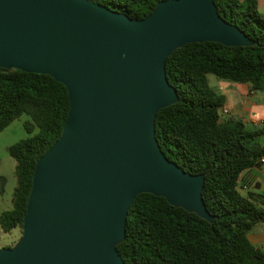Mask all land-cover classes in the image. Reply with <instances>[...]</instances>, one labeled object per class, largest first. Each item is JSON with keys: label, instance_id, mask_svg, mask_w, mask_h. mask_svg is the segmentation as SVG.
Masks as SVG:
<instances>
[{"label": "water", "instance_id": "1", "mask_svg": "<svg viewBox=\"0 0 264 264\" xmlns=\"http://www.w3.org/2000/svg\"><path fill=\"white\" fill-rule=\"evenodd\" d=\"M205 41L253 44L214 0H160L141 19L93 0H0V67L47 74L69 100L0 264H124L117 246L140 193L212 222L204 175L169 160L155 135L158 110L178 101L167 57Z\"/></svg>", "mask_w": 264, "mask_h": 264}, {"label": "trees", "instance_id": "2", "mask_svg": "<svg viewBox=\"0 0 264 264\" xmlns=\"http://www.w3.org/2000/svg\"><path fill=\"white\" fill-rule=\"evenodd\" d=\"M141 19L160 0H93ZM217 12L236 25L253 44L225 46L193 42L166 59L168 82L178 101L158 110L155 135L164 155L191 174H203L202 198L212 222L140 193L127 214L125 238L117 246L124 264H264V246L248 240L264 222L263 195H242L241 174L261 167L264 125L248 127L237 116L220 114L223 96L207 81L211 73L250 90H264V15L257 0H214ZM69 109L66 87L47 74L0 67V131L27 114L29 134L8 148L15 160L12 207L0 212V227L22 228L37 159L60 137ZM222 116V117H221ZM6 178L0 176V193Z\"/></svg>", "mask_w": 264, "mask_h": 264}, {"label": "crops", "instance_id": "3", "mask_svg": "<svg viewBox=\"0 0 264 264\" xmlns=\"http://www.w3.org/2000/svg\"><path fill=\"white\" fill-rule=\"evenodd\" d=\"M258 9L264 15V0H257ZM224 115H234L241 118L248 127L264 125V90H250L248 83L231 82L221 90ZM263 137V136H262ZM261 138V137H260ZM264 144V143H263ZM238 190L242 195L264 194V163L261 167H251L241 174ZM259 204L264 207V199ZM248 240L256 247L264 246V222L255 225ZM254 226V227H255Z\"/></svg>", "mask_w": 264, "mask_h": 264}, {"label": "rangeland", "instance_id": "4", "mask_svg": "<svg viewBox=\"0 0 264 264\" xmlns=\"http://www.w3.org/2000/svg\"><path fill=\"white\" fill-rule=\"evenodd\" d=\"M207 81L219 94H221V90L225 85L232 82L228 79L219 78L211 73L207 74ZM222 116H224V114H222ZM28 120H30V117L27 114H22L0 131V176L6 178L4 193H0V212L12 207V193L16 183L14 173L15 160L10 156L8 148L10 145L29 135L24 126V123ZM258 141L263 144L264 136L259 138ZM254 228H256V226L253 227L251 231L255 230ZM250 232L248 235H250ZM20 236L21 229L19 228L6 233L0 227V248L13 246ZM248 238L250 239V236H248Z\"/></svg>", "mask_w": 264, "mask_h": 264}, {"label": "built area", "instance_id": "5", "mask_svg": "<svg viewBox=\"0 0 264 264\" xmlns=\"http://www.w3.org/2000/svg\"><path fill=\"white\" fill-rule=\"evenodd\" d=\"M227 113V110L225 109V108H221L220 109V114L222 115V114H226ZM262 161L264 162V158H262Z\"/></svg>", "mask_w": 264, "mask_h": 264}]
</instances>
